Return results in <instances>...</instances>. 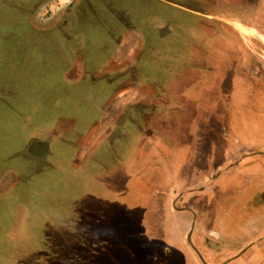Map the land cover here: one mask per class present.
I'll return each mask as SVG.
<instances>
[{"label": "rangeland", "instance_id": "1", "mask_svg": "<svg viewBox=\"0 0 264 264\" xmlns=\"http://www.w3.org/2000/svg\"><path fill=\"white\" fill-rule=\"evenodd\" d=\"M129 1L133 16L152 30L131 67L140 71V82L180 75L182 81L194 82L192 90L198 82H208L214 116L208 124L198 115L193 119L190 111L182 128L158 106L151 125L145 123V113L125 112L127 118L113 127L118 110L108 106L109 118L100 125L102 107L114 88L104 79L96 81L106 75L99 70L107 59L99 50L100 33L87 38L86 58L80 52L82 40L77 53L72 49L61 57L65 41H76L58 36L56 56L51 54V61H46L38 54L33 57L32 48L26 47L27 26L6 18L0 32V264H203L201 254L206 252L197 253L187 239L186 222L195 219L206 229L199 232L192 223L190 232L202 238L204 249L217 253L214 262L264 264V239L244 247L237 254L241 256L229 262L222 259L238 252L241 243L216 240L247 237L251 224L240 214L264 217L263 151L247 154L229 170L223 160L209 164L200 159L209 150L217 155L223 144L232 152L240 148L250 153L264 146V94L260 105L256 98L259 86L264 90V71L255 67L248 74L241 72L243 78L237 75V87L233 92L228 87L225 98L223 82L232 70L216 67L230 57L218 53L230 44L214 35L211 45L217 54L210 58L201 54V47L210 45L200 31L205 18L157 0ZM172 1L192 11L193 0ZM217 1L202 0L201 7L208 11L207 3ZM230 1L233 6L244 2ZM68 3L40 5L36 14L40 29L47 30L44 22L56 12L51 24L69 33V25L57 23ZM248 20L246 35L242 24L232 23L240 37V43L232 45L254 48L252 56L264 62V54L258 56L264 51L263 11L259 8ZM188 95L198 96L193 91ZM199 108L193 109L195 114ZM104 129L112 130L100 140ZM226 129H233V138ZM145 136L148 152L139 158ZM177 158L182 166L171 163ZM226 193L233 198L219 197Z\"/></svg>", "mask_w": 264, "mask_h": 264}, {"label": "crops", "instance_id": "2", "mask_svg": "<svg viewBox=\"0 0 264 264\" xmlns=\"http://www.w3.org/2000/svg\"><path fill=\"white\" fill-rule=\"evenodd\" d=\"M57 0H0V32L3 30V23L7 19H10V23L16 24V23H22L25 27L27 26L28 28V39H25V44L27 48H32L31 53L33 57L35 54H38L39 56L43 57L44 60L46 61H51V54L52 57L54 58V53L56 56V29L51 23H52V18L53 15L56 14V12H53V15L47 19V22H44L45 28L47 30L40 29V23L41 21L36 18L37 14V8L42 5L43 3H48L49 5H52L53 2L56 3ZM61 5L68 3V5L72 2V0H58ZM115 2L118 0H114ZM159 2L168 4L170 6H173L175 8L181 9L183 11L201 16L205 18L206 22H202L200 25L202 36L204 38V41H206V46L201 47V54L203 56H206L210 58L212 55L215 56L217 54V51L215 47H212V39L214 35L218 37L220 40L227 41L230 46L220 48L218 53H221L222 55H229L230 57H226L225 63L222 64V61L220 62V66L216 67V70H224L221 68V66L228 67L232 70V72L228 71L230 73V76L223 82V86L225 91H221L224 93V97L227 98V91L229 90L228 87L232 89L237 87L235 85L236 83V77L239 75L240 77L243 78V74L241 72L246 71L248 74V71L250 69H253L256 67V69L259 70V72L262 74L264 71V62H259L258 58H254L252 56L253 54L252 51L254 48H248L244 47L242 44L239 46H234L232 45L233 42L235 43H240L239 42V35L238 33L232 28V23L233 22H238V24H242L241 27L243 30L241 32L244 34V31H248L250 27L247 24H250V21L248 20L250 17H255V14L259 11V8L263 11L264 13V0H244L243 4H236L233 6V2L230 0H219L216 3L209 2L210 10L204 11L202 9V0H193L192 5V11L190 9H187L186 4H182L179 2H174L172 0H157ZM119 3V2H118ZM131 3V2H130ZM115 5V4H114ZM130 6V4H128ZM239 6V8L234 9L233 7ZM51 7V6H50ZM63 7H67V5H64ZM201 7V8H200ZM130 8V7H129ZM2 11V12H1ZM129 11V9H128ZM254 11V12H253ZM130 14H128V19L130 20V24H132V28L134 29L132 32V36L130 38V41L128 42V49H124V44L120 47L119 51L117 50H112L110 52H103V54L106 56L107 59L103 62V69H105V76L97 79L98 80H105L108 81L110 84H113V93L110 95V98L106 100V104L102 107V115L100 118V125L103 123L102 120H106L109 118V113H107L108 106H111L115 109H117V113L114 116V126H119V123L122 119L124 118V113L127 112L126 114H130L129 112H135L137 115H142L144 114V121L145 123H148L151 125V121L154 120L155 115L157 113V107L160 106L165 110V112L170 116V121L174 122L175 124L179 127L184 128L186 125L182 119H186L190 116V111L193 112V119L195 115L198 117L199 120H206L207 123H210V120L214 116L211 107H210V102H211V87L210 84L203 83L202 85L199 84L195 85L196 89L192 90L191 86H194V82L187 83L190 81H182L180 78V75L177 76V78H173V80H168L167 78L164 79H156V78H150L148 77L147 80L140 82V76H139V70L136 68H131L133 64L136 63V61L139 59V51L141 50L142 43L149 38V34H151V31L149 29V26L146 25L144 20H139L136 19L133 14L132 10L130 9ZM249 12H252L250 14ZM243 15V16H242ZM241 16V17H239ZM66 17V16H65ZM262 18V17H261ZM12 19V20H11ZM67 18H65L66 20ZM65 20L63 21L65 25ZM46 21V20H44ZM144 22V23H143ZM201 22V21H200ZM258 22V21H256ZM243 23L246 25L244 26ZM220 26H217V25ZM10 28V26H9ZM217 28L219 30H222L225 35L223 36V32H218ZM55 33V34H54ZM218 33V35H216ZM11 37V36H10ZM12 37H15V35H12ZM241 37L245 38L244 36L241 35ZM236 39V41L234 40ZM30 43L33 45L38 44L36 48H33L30 46ZM127 45V44H126ZM228 49V50H227ZM251 49V50H250ZM38 52V53H37ZM42 53V54H41ZM102 54V53H101ZM260 54H264L263 50H259L258 56ZM84 57L86 58L85 54ZM264 58V55L263 57ZM87 60V59H86ZM88 62V60H87ZM113 64V66H112ZM248 65V66H247ZM74 66V64H73ZM102 66L100 65V69ZM210 72L214 73L215 68L209 67ZM73 70V68H72ZM76 70V68H74ZM219 72V71H216ZM237 72V73H236ZM238 76V77H239ZM119 81L117 86L114 85L115 82ZM241 88V87H240ZM259 90L257 91L256 98L258 99V102L262 103V94H264V90L261 89L259 86ZM239 90V89H238ZM242 91H245L244 89L241 88ZM193 91L194 93L197 92V98L195 97H189ZM247 94V92L245 91ZM173 94V95H172ZM222 95V94H221ZM237 94H234L233 96L235 97ZM238 95H243L244 94H238ZM168 97L167 99H164L163 97ZM232 95L228 96L229 99L227 100L228 103H230V107L233 105V101L230 98ZM246 95L244 96V98ZM255 98V99H256ZM239 97H236V100H238ZM230 100V102H229ZM226 101V102H227ZM201 105L205 106L201 108ZM195 107H200L199 109L201 112L197 110V113L195 114L193 109ZM173 108H176L173 110ZM233 109V108H232ZM149 110H152L150 113H147ZM204 110V111H202ZM146 111V112H145ZM234 112V110H231ZM221 112H218L217 114L220 115ZM262 114V111L259 112V114ZM221 114H227L226 111L221 113ZM143 117V116H142ZM196 117V118H197ZM69 118V117H68ZM141 118V117H140ZM215 118V117H214ZM116 121H119V123L116 124ZM106 122V121H105ZM162 125V123H161ZM164 126L171 127L170 124L164 123ZM138 127V126H136ZM136 129V128H135ZM112 130V129H111ZM111 130L107 129V131L104 129L103 134H100V140L104 139L110 132ZM218 130V129H217ZM224 130V129H223ZM229 131L231 134L230 137L233 138L234 131L233 129H226ZM208 135L209 137L211 134H204ZM151 137L155 138L153 135ZM147 138L145 136V139L142 140L141 142V148L139 147V158L143 155H145L146 149L144 148L145 144L147 143ZM154 142H151L150 145L152 146ZM143 147V149H142ZM231 148L229 145H221V148H219L218 153L216 155V152L211 151L207 149L206 151L209 150V154H203L206 157L205 158H200L201 160L206 161L209 164H212L211 162L218 161V160H223L225 161L226 170H229L230 167L234 168V166L238 165V162L243 160L245 157H247V154L250 156L260 154V152L263 151L264 153V146L257 148L254 153L250 152H244L242 149H238L237 151H231ZM214 153V154H212ZM202 155V156H203ZM200 156V157H202ZM139 161L141 159H138ZM171 163H175L176 166H182L180 164V158H177L176 160L171 159ZM199 156H198V162H199ZM174 165V164H173ZM223 168V167H222ZM224 169V168H223ZM209 180V179H208ZM264 194V185L261 186ZM233 191V190H231ZM230 191V192H231ZM235 195V193H234ZM225 196V197H224ZM224 196H219L220 198H230L232 199L233 197L231 194H224ZM174 211V210H173ZM177 212H180L181 209H177ZM235 213H237V210H234ZM177 212H173L177 214ZM179 215V214H178ZM240 218L244 223L246 224H251V231L248 233L246 238H243V236L237 235V236H227V237H221L218 240L222 241V244L230 241L234 242H240L241 246L239 251L236 253H231L229 255H225V258L222 260L228 259L227 262L233 260L235 257L238 258L241 256V254L237 255L241 250L244 252L243 248L252 246L256 244L259 241H262L264 239V217L263 216H253L252 214L247 216L244 214H240ZM198 220V219H197ZM195 219V222L192 221V223L195 225V228L197 231L200 232L201 229L205 230L206 227H202L201 225V220L199 219L197 221ZM189 224V227H187V230L189 231L188 234V241L189 238L192 240V245L196 248L195 251L197 253H202L206 252V256H203L201 254V257L203 259V264H218L217 262H214L213 259L217 255L216 252H213L212 250H209L207 248L204 249V247L201 244L202 238L200 236H192L190 229L193 226L191 221L186 222ZM191 223V224H190ZM186 231V235L188 233ZM204 233V232H203ZM211 232L207 233L210 234ZM185 235V236H186ZM184 235H182V238H185ZM243 238V240L241 239ZM242 258V257H241ZM209 259V260H208ZM214 262V263H213ZM223 264H226L224 262Z\"/></svg>", "mask_w": 264, "mask_h": 264}, {"label": "flooded vegetation", "instance_id": "3", "mask_svg": "<svg viewBox=\"0 0 264 264\" xmlns=\"http://www.w3.org/2000/svg\"><path fill=\"white\" fill-rule=\"evenodd\" d=\"M118 2L114 0H72L62 10V16L57 22L59 23L67 18L65 26L69 25L68 27L71 28L70 32H61L56 29L55 33L57 35L56 43L58 36L64 39L72 38L76 41L75 43L72 42L73 46L75 45L76 47L72 46L71 41H65L66 47L61 49V57L65 53L68 55L72 49H77L80 40L84 43L82 50H80L81 55L85 54L86 56L85 42L91 35L98 36V32L102 36L99 41L100 53L112 50L119 51L123 44L124 49H128V42L133 37L131 34L134 30L127 16L130 14L129 11L130 9L132 10V6L129 0H118ZM75 51L77 53L78 49ZM100 65L102 69L99 70H101V73H105L103 63Z\"/></svg>", "mask_w": 264, "mask_h": 264}]
</instances>
